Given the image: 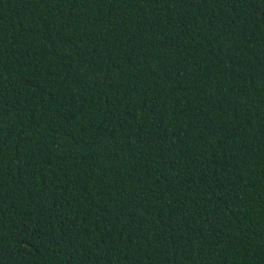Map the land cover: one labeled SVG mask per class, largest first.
I'll list each match as a JSON object with an SVG mask.
<instances>
[{"label": "trees", "instance_id": "1", "mask_svg": "<svg viewBox=\"0 0 264 264\" xmlns=\"http://www.w3.org/2000/svg\"><path fill=\"white\" fill-rule=\"evenodd\" d=\"M0 264H264V0H0Z\"/></svg>", "mask_w": 264, "mask_h": 264}]
</instances>
